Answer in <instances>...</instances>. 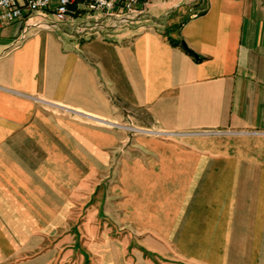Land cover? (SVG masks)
<instances>
[{
	"label": "crops",
	"instance_id": "obj_1",
	"mask_svg": "<svg viewBox=\"0 0 264 264\" xmlns=\"http://www.w3.org/2000/svg\"><path fill=\"white\" fill-rule=\"evenodd\" d=\"M88 13L69 44L43 17L0 33V264H264V0ZM82 116L143 131L106 226L81 192L120 138Z\"/></svg>",
	"mask_w": 264,
	"mask_h": 264
},
{
	"label": "rangeland",
	"instance_id": "obj_2",
	"mask_svg": "<svg viewBox=\"0 0 264 264\" xmlns=\"http://www.w3.org/2000/svg\"><path fill=\"white\" fill-rule=\"evenodd\" d=\"M90 16L91 13H88ZM44 18V22L47 23H54L56 22L53 14L51 12H47L44 16L36 14L34 18ZM101 20L104 22H110L109 27L107 28L108 34L111 33L112 30L110 27L114 25V22L112 21V18H106L105 15H101ZM84 18H76L73 20H70L68 22H65L62 24V31L60 32V36L63 38L64 42L66 44H69V38L67 37L64 32L71 34L72 36H76L78 33L82 31V28L85 26L88 28V21ZM150 23H153V20H149ZM96 22V21H93ZM93 26V25H91ZM124 25L117 23V30H120L123 28ZM89 29V28H88ZM12 31V29L7 30V32ZM57 112V111H56ZM58 114H64V112H57ZM73 114V113H72ZM76 115H73L72 118ZM70 117V116H69ZM82 121L84 124L92 126V127H100L104 129H109L115 131L116 135L120 138L119 141L116 143V150L114 153H110L109 156L111 157L110 165L107 168H104L102 170L96 171L94 175L91 176L90 180L87 182V186H84L82 188L83 192H81L84 196L82 199L84 200V205L86 204L87 207L84 209V217L86 216L87 209H90L91 207H95L97 209L98 215H99V222L101 225L106 226L107 224V214H106V200L109 194L110 189L112 186H116L120 184L121 180V164H122V158L124 156V148H127L129 145L134 144V139L138 138V136L143 134V131H141L138 126L135 124L134 121L131 119H125L119 122L114 123L112 126H108L107 123L102 122H96L89 117L82 116ZM124 138H127V140H123ZM92 179V182H91ZM112 225L114 226H120L119 223L113 222ZM119 229V228H118Z\"/></svg>",
	"mask_w": 264,
	"mask_h": 264
},
{
	"label": "built area",
	"instance_id": "obj_3",
	"mask_svg": "<svg viewBox=\"0 0 264 264\" xmlns=\"http://www.w3.org/2000/svg\"><path fill=\"white\" fill-rule=\"evenodd\" d=\"M78 0H0V33L8 26L51 12L58 23L76 14ZM148 0H86L88 11L125 21L135 15ZM26 34V33H25ZM26 39L23 36L22 41Z\"/></svg>",
	"mask_w": 264,
	"mask_h": 264
},
{
	"label": "trees",
	"instance_id": "obj_4",
	"mask_svg": "<svg viewBox=\"0 0 264 264\" xmlns=\"http://www.w3.org/2000/svg\"><path fill=\"white\" fill-rule=\"evenodd\" d=\"M85 1H86V0H78L77 3H76V5L73 7V10L76 11V10H77V7H78L80 4L84 3ZM165 36H166V38L168 39V41L170 42L171 45H173L174 47H179V48H181L182 50H184L185 52H187L188 54H190V55H192L193 57H195L196 59H199L198 56H196V54H195L193 51H191L188 47L185 48V47L183 46V43H185L183 39H181V38H179V39H173V38L171 37V33H170L169 31H167V33L165 34ZM186 46H187V45H186Z\"/></svg>",
	"mask_w": 264,
	"mask_h": 264
},
{
	"label": "water",
	"instance_id": "obj_5",
	"mask_svg": "<svg viewBox=\"0 0 264 264\" xmlns=\"http://www.w3.org/2000/svg\"><path fill=\"white\" fill-rule=\"evenodd\" d=\"M183 46H184L185 48H187V46H186V44H185V43H183Z\"/></svg>",
	"mask_w": 264,
	"mask_h": 264
},
{
	"label": "bare ground",
	"instance_id": "obj_6",
	"mask_svg": "<svg viewBox=\"0 0 264 264\" xmlns=\"http://www.w3.org/2000/svg\"><path fill=\"white\" fill-rule=\"evenodd\" d=\"M105 123V122H104Z\"/></svg>",
	"mask_w": 264,
	"mask_h": 264
}]
</instances>
